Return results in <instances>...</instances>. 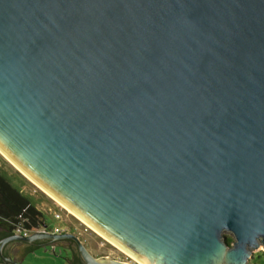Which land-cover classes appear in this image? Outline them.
Segmentation results:
<instances>
[{"label":"water","instance_id":"95a60500","mask_svg":"<svg viewBox=\"0 0 264 264\" xmlns=\"http://www.w3.org/2000/svg\"><path fill=\"white\" fill-rule=\"evenodd\" d=\"M0 149L143 264H250L264 0H0ZM65 241L81 264H130L74 233L11 234L0 262Z\"/></svg>","mask_w":264,"mask_h":264},{"label":"rangeland","instance_id":"374dc122","mask_svg":"<svg viewBox=\"0 0 264 264\" xmlns=\"http://www.w3.org/2000/svg\"><path fill=\"white\" fill-rule=\"evenodd\" d=\"M0 170L9 179L12 185L19 189L23 195L27 196L44 214L45 224L49 228L65 226L68 223L70 226H75L77 228V235L95 257H110L130 264H137L138 260H136V258L108 242L105 238L83 224L68 210L66 211L63 206L18 171L1 152ZM60 210L64 215V219L57 220L54 218L53 212ZM225 235L232 241V236L230 234L226 233ZM55 258L70 259L71 254L59 245L55 247V250H53L50 245H47L27 254L24 258V262H21V264H55ZM250 264H264V251L255 253Z\"/></svg>","mask_w":264,"mask_h":264},{"label":"trees","instance_id":"16d2710c","mask_svg":"<svg viewBox=\"0 0 264 264\" xmlns=\"http://www.w3.org/2000/svg\"><path fill=\"white\" fill-rule=\"evenodd\" d=\"M44 223V214L0 170V227L4 230L0 238L14 234L15 227L20 224L26 228H39ZM227 241L230 243L231 239L227 238ZM36 249L29 246L27 251ZM73 263L77 264V261Z\"/></svg>","mask_w":264,"mask_h":264},{"label":"built area","instance_id":"2783aa9c","mask_svg":"<svg viewBox=\"0 0 264 264\" xmlns=\"http://www.w3.org/2000/svg\"><path fill=\"white\" fill-rule=\"evenodd\" d=\"M51 211V210H50ZM67 211V209H66ZM54 218L57 220L64 219L62 211H54ZM77 228L75 226H70L67 223L65 226H56L54 228H49L45 223L39 228H26L24 225L20 224L15 227L14 234L21 235L24 237L31 236L35 233H47V234H64V233H74L77 234Z\"/></svg>","mask_w":264,"mask_h":264},{"label":"bare ground","instance_id":"6f19581e","mask_svg":"<svg viewBox=\"0 0 264 264\" xmlns=\"http://www.w3.org/2000/svg\"><path fill=\"white\" fill-rule=\"evenodd\" d=\"M0 152L7 158V160H9L17 169L18 171H20L23 175H25L31 182H33L37 187H39L42 191H44L46 194H48L51 198H53L55 201H57L61 206H63L65 209H67L71 214H73L75 217H77L83 224H85L86 226H88L89 228H91L93 231H95L96 233H98L100 236H102L103 238H105L108 242H110L111 244H113L114 246L118 247L120 250H123L124 252H127L126 250H124L123 248H121L119 245H117L115 242H113L111 239L107 238L106 236H104L101 232H99V230H97L94 226H92L91 224H89L88 222H86L83 218H81V216H79L78 214H76L73 210H71L68 206H66L65 204H63L61 201H59L57 198H55L50 192H48L47 190H45V188H43L40 184H38L35 180H33L32 178H30L23 170H21L19 168V166L14 163L1 149ZM130 256H132L129 252H127ZM126 253V254H127ZM135 258V257H134ZM137 260V259H136ZM138 262L140 264H143L142 262H140L138 260Z\"/></svg>","mask_w":264,"mask_h":264},{"label":"flooded vegetation","instance_id":"af4514ba","mask_svg":"<svg viewBox=\"0 0 264 264\" xmlns=\"http://www.w3.org/2000/svg\"><path fill=\"white\" fill-rule=\"evenodd\" d=\"M3 231H4V230L0 227V233L3 232ZM0 239H2V238H0ZM18 244H20V243H18ZM12 245H13V244H12ZM62 245L65 246V247L70 246V247H71V250L73 251V253H71V252H69V251H67V252H69V253L71 254V260H72L73 262H76V261H77V264H81L80 257H79V255H78L77 250H76L75 244H74L73 242H71V241H65V242L62 243ZM28 248H29V247L27 246V247H26L25 249H23V250L18 249V250H17V253H16L17 257H18V256L23 257V256L27 253Z\"/></svg>","mask_w":264,"mask_h":264},{"label":"crops","instance_id":"0c3cea01","mask_svg":"<svg viewBox=\"0 0 264 264\" xmlns=\"http://www.w3.org/2000/svg\"><path fill=\"white\" fill-rule=\"evenodd\" d=\"M37 250V249H36ZM35 251V250H34ZM33 251L29 252V253H32ZM27 253V254H29ZM26 254V255H27ZM26 255H24L23 257L20 258V262H24V258L26 257ZM55 264H74L71 260V258H66V259H62V258H55ZM0 264H3V262H0Z\"/></svg>","mask_w":264,"mask_h":264}]
</instances>
